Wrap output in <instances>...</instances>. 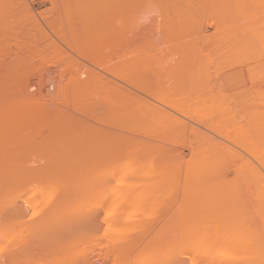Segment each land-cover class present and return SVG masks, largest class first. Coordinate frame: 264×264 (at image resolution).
Returning a JSON list of instances; mask_svg holds the SVG:
<instances>
[{
  "label": "rangeland",
  "instance_id": "rangeland-1",
  "mask_svg": "<svg viewBox=\"0 0 264 264\" xmlns=\"http://www.w3.org/2000/svg\"><path fill=\"white\" fill-rule=\"evenodd\" d=\"M124 1H126V6L133 5L132 13L134 14L131 13L133 16H128L131 12L130 5L127 9L123 8L125 3L120 2L121 6L114 4L111 9L110 5L118 2L117 0H0V264H180L175 262L178 259L182 261V264H201L199 253L195 254L193 260L190 258L194 255L193 247L195 246L188 243L189 239L200 238V235L204 236L205 231H210L209 233L213 234L212 231L217 232L227 224H233L224 218L227 212L224 209L228 210L226 206H229V211L233 210L231 204L239 209L240 197L246 198L251 192L250 189L245 188L250 186L242 179L243 173L242 178H240L241 172L239 173L238 170L236 174V176L239 174L238 177L232 175L233 171H229L226 175V167L221 166L223 169L221 168L220 171V166L212 165L215 161H209L212 155L219 154L221 152H219L221 150L219 148L225 146L222 151L227 150L229 153L236 154L235 156L231 153L234 160L237 157L241 158H237L236 163L242 160L249 166L250 163L251 165L255 164L253 165L254 169L264 176L260 164L254 161L257 159L248 154V149L246 150L250 142L245 144L248 140H245L243 133L245 132L243 129L251 130L254 125L251 122L253 121L251 112L246 113L251 110V108L248 109L250 101H253L252 97L254 99L259 97L255 94L259 93L260 95L264 88L262 86H260L262 90L258 87H256L257 89L251 88L254 89V93L251 91L253 94L248 96L252 97H249L248 101L245 99L246 105L243 96L248 90L250 92L249 86L253 87V85L251 86L253 83L251 77H254L255 71L259 72L258 69L261 67L260 70L264 72L262 70L264 58L259 59L252 54L251 58L250 55L245 57L241 55L243 52H237V54V49H234L235 42L240 37L236 38L237 23L235 26L232 16L236 15L237 11L234 12L236 7L232 4L233 1L238 0H227L226 2L222 0L223 3L220 0H170L171 3L169 0H136V2H140L139 4L135 3V0ZM263 1L246 0L247 6H244L242 12L244 11L248 15L247 12L251 14L252 11H256V7L258 9L262 7L257 13L252 14L256 18L257 16L264 18ZM162 2H167V4L163 5ZM219 2L222 3V6ZM105 3L108 5L107 9H103V11L101 8ZM140 4L141 6H138ZM223 4H225L224 7ZM133 8H136L135 11L138 13ZM119 9L122 10L119 11ZM108 10L109 12H107ZM229 10L230 15L227 12ZM127 12L129 13L127 14ZM259 12L260 14H258ZM100 16L104 21L98 23L97 19L102 21ZM254 16L253 19H255ZM236 17L235 21H237ZM124 18L127 19L126 22L123 20ZM121 19L124 21H122L123 32L125 29L128 31L125 30L124 37L119 34L122 38L118 35V38H121V42L119 39L118 42L119 45L124 43V48L127 45V50L121 48L122 50L119 49V51H125L123 54H126L125 58L127 59L133 55V49L137 48V51H140V53H136L135 50L134 55L136 53L139 56L133 55L131 57L133 60H130L131 62L128 60L127 64L120 62L123 57L119 59L118 55H112L115 52L119 53L117 51L120 48L117 46V34L114 35L116 30L113 33L108 30V35L104 33L108 27L103 32L99 31L100 28H105L102 26L105 23L109 24V27L111 26L110 29L113 24L114 28L116 25L117 28L121 27ZM128 19L132 20L130 24ZM109 21L111 23H108ZM97 24H99L98 27L102 26L99 30ZM130 25L132 28H129ZM139 28L141 29L139 30ZM88 30L91 32L89 33ZM93 31L96 32H94L96 35L98 34L95 39L97 37L105 38H98L96 41L107 40L105 36L112 37L111 39L115 37L117 47L111 40H107L106 45L104 42V46L98 45L97 48L104 47L100 54L99 49H95L96 47L90 46L91 49L86 51V44L91 43L86 40L87 43L84 44V37L80 36L84 34L85 38L91 39L95 35L94 33L91 35ZM109 31L112 36L109 35ZM125 37L130 42L126 41ZM129 43L135 45L129 46ZM140 43L143 45L140 46ZM82 52L83 54H81ZM86 52L93 57L95 52L98 53L95 57L99 58H93L95 65L91 63L90 59H83L82 56L86 55ZM116 56L120 61L114 58ZM21 57H26L27 60L24 61V58ZM134 59L142 61H137L142 64L139 68L137 67L139 64L132 66L137 63L135 61L136 63L133 64ZM232 59L233 61H231ZM241 61L246 65H243ZM1 62L3 63L1 64ZM4 62H8V65H5ZM26 62L27 64H25ZM11 63L15 65L12 67L13 69L10 68L12 65L9 66ZM128 64L129 71H127ZM236 64L237 67H235ZM153 66H155L154 69ZM15 67L16 69H14ZM121 67H125L124 69L127 67L126 71L123 69L126 73L130 71L131 74L136 73L133 75L135 78H132L130 73L128 75L123 73L124 71L120 73ZM252 68L255 69L254 72H252ZM29 69L31 72L27 71ZM204 69L207 71L205 72ZM248 69L252 73L248 72ZM116 70L120 74L117 72L114 75L116 78H114L113 74ZM168 70L171 72H167ZM18 71L21 73H19L20 75H18ZM26 71L27 75H25ZM139 72H141V76L148 77L146 80L141 77L143 85L139 83L140 80H137L138 86L134 82L137 87L135 85L133 87L132 82L139 79L137 78ZM156 72H159L160 75L163 74L158 78L156 75L159 74ZM194 72L197 74L196 76ZM204 72H208L213 77L207 76L208 79H206ZM164 73L167 74L164 75ZM96 74H98V78L99 75H102V78L105 77V80H100L104 82L103 86L99 85L98 80L101 78L96 80L98 85L95 81V84H92L91 81L95 79H92L91 76L97 78ZM149 74L151 75L150 79H153L154 82L149 79ZM153 74H156L155 76L159 80H156ZM201 75H205L204 80L209 81L207 85L210 84V86L207 87V91H211V98H209V94L207 98H204L207 91L203 92L202 88H205L206 85L203 86L201 78L203 76ZM216 75L217 79L222 77L220 81L216 80ZM231 75L236 77L234 78L236 81H240L239 79H242L241 82L246 81V84L242 83L246 86L236 82L232 79L233 76L231 78ZM226 76L229 77L228 80ZM248 76L251 79L249 85ZM259 76H264V73L260 72ZM76 77L78 80L81 79L80 81L85 78L87 83L89 77L92 79L91 83L84 86L83 93L80 92L82 89L77 90L73 87L74 90L79 91L75 92L70 87L72 82L73 84L77 83L75 82L77 81ZM118 77L120 79L122 77L123 82ZM160 79L164 80L162 88L160 87L162 83L159 87L156 86L157 83L162 82ZM110 80L113 83H118L120 88L121 86L124 88L119 89L116 84H110ZM200 80L201 85H199ZM221 80L222 83L218 84V88L217 82H221ZM232 80L235 81L234 87L225 84L229 81L228 84L232 85ZM127 81H131V83L128 85ZM150 81L156 92L151 93ZM80 83L76 86H79ZM105 83L109 84L108 87ZM190 83L192 88L188 90L189 86L187 85ZM211 85L215 91L208 89ZM236 85H242L238 87L244 88L241 89L243 93H239V88L235 87ZM66 86H69L70 89L65 90ZM135 87L137 90L138 87L139 89L143 87L146 91L140 89L138 91L140 93L135 92ZM112 88L114 90L116 88L118 92L126 88L128 91L130 90L129 93L134 92V95H138L141 99L134 102L133 99L138 97L135 98V95L131 98L132 94H128V96L127 90L120 91V96L116 94L117 91L114 95L115 91L113 92ZM229 88L234 90L230 91ZM193 90L201 92L200 94L203 93V96ZM230 92H234L232 93L234 95H231ZM146 93L152 94V97ZM222 94L226 96L222 98ZM121 96H124L123 100L129 97V103H123L126 108L130 106L129 104H138H135L138 108L133 105L134 108L130 109L131 111L128 110L133 116H136L137 112H141L137 116L142 117L141 122L144 121V123L138 124L139 119L138 127H136L137 125L134 127L135 124L130 125L137 118L133 117L131 121V116L124 113L125 108L121 112L122 110L119 109L122 106ZM224 97H227L228 101L232 103L226 102L227 99ZM236 98L238 103L234 101ZM130 99L133 100L132 103H130ZM206 99H209L210 102L207 103ZM211 101H215L217 104ZM218 101H221L222 105ZM117 102L121 104L120 107ZM227 103L228 105H226ZM230 103L233 105L231 106ZM203 104L205 107L209 104L207 107L210 109L211 115L209 112L208 114L204 113ZM215 104L220 106L217 107ZM214 105L217 111L224 105L220 112L223 115L219 120L217 118L220 117L219 112L214 114L216 111L212 114L211 109L215 108ZM211 106L213 108H210ZM244 106L248 109L246 112H244ZM227 107L234 108L228 110ZM76 108L80 111H77ZM47 109L51 111L48 112ZM143 109L146 113L142 112ZM134 110L137 113L135 115L133 114ZM206 110L208 111L207 108ZM81 111L83 113H80ZM227 111L229 113H226L225 117H229L228 115L233 111V116L230 115L229 119L236 117L233 124L237 123L235 128L238 129L234 133L231 130L236 129H232V126V128L230 125L226 126L228 130L222 126L223 122L225 124L223 120H228L227 117H224V112ZM200 112L205 115H200ZM122 113L124 114L122 115ZM169 114L171 115L169 116ZM120 115L123 116V119L125 117L129 119L128 125L131 127H125L128 120H126V125L123 124L126 121L122 122ZM206 115L207 117L209 115L208 119H206ZM213 115H218L215 118L219 123L222 122V127L218 126L220 124H216L217 121H213L215 120ZM209 118L214 124L207 121ZM199 120L206 121L202 124ZM119 121L123 127L118 124ZM247 123L248 126H246ZM124 127L128 131L122 134L118 133L124 132ZM216 127L217 129L220 127L219 133L223 136L218 134ZM223 128L227 130V137L225 133L221 132ZM247 130L245 134H248ZM249 134L250 137L254 136L253 133L249 132ZM93 135L96 136H94L95 140ZM112 135L114 138L111 137ZM125 135L135 140L132 139L133 142H131V139ZM246 137L248 136L246 135ZM255 138L256 136L253 137V142L259 145L257 142L260 143V140ZM206 142L209 145L214 144L213 147H217L218 153L213 152L214 148L207 146ZM198 143L206 146H201ZM208 151H212V154ZM225 152L223 151V153ZM205 153L208 157L205 156ZM219 156L218 159L223 155L220 153ZM113 157L118 159L115 160ZM213 160L216 159L213 158ZM218 162L217 165L220 164ZM233 169L235 168L233 167ZM218 173L220 179L216 175ZM231 179L234 183L230 184ZM138 189H140L139 192ZM240 192L243 195H239ZM225 202L231 204L228 205ZM22 210L26 212L24 211L22 214ZM222 210L225 211V214ZM192 239L191 242H193Z\"/></svg>",
  "mask_w": 264,
  "mask_h": 264
},
{
  "label": "bare ground",
  "instance_id": "bare-ground-1",
  "mask_svg": "<svg viewBox=\"0 0 264 264\" xmlns=\"http://www.w3.org/2000/svg\"><path fill=\"white\" fill-rule=\"evenodd\" d=\"M119 3L121 2V3H125L126 1H121V0H117ZM128 1V0H127ZM130 1V0H129ZM131 1H134V0H131ZM170 1V0H169ZM172 1V0H171ZM171 1H170V3H171ZM184 1V0H183ZM187 1H189V0H187ZM191 1V0H190ZM222 3H223V1L222 0H220ZM227 0H225V2H226ZM229 1H232V0H229ZM244 1V2H243ZM242 2L241 1H233V4L232 5H235V7H236V10L234 11V12H236L237 11V17H236V15H234V13H233V15L234 16H232L233 17V22H234V24H235V26H236V23H237V26H236V28L237 29H235L236 31L238 30V34L236 35V38H241V40H239L238 39V41L237 42H235L236 44H235V48L234 49H237L236 50V53L237 52H243V54H241V53H239V54H241V55H244L245 57H246V55H250V58H251V54L252 55H254L255 57H257V58H264V18L263 17H260L259 16V18H262V19H259L258 18V16H257V18H256V16H254V14H252V13H257V11H259V9L260 8H262V7H260V6H258V7H260L259 9L256 7L255 9H256V11H252V13L250 14L249 12H247V14L249 15H246L245 14V12L243 13L242 12V10L247 6L246 5V0H243ZM259 1V0H258ZM261 1V0H260ZM118 2H116V3H112L110 6V8L111 9H113L112 8V5H114L115 4V6L117 5V6H121V3H120V5H119V3ZM135 3H140V2H136V0L134 1ZM221 2H219V3H221ZM249 2V1H248ZM251 2V1H250ZM253 2V1H252ZM251 2V3H252ZM264 2V1H263ZM262 2V3H263ZM163 3V2H162ZM165 3V2H164ZM164 3H163V5H164ZM170 3H168V4H170ZM183 3V2H182ZM181 3V4H182ZM186 3V2H185ZM222 3L220 4L221 6H222ZM234 3H236L237 4V6H236V4H234ZM245 3V4H244ZM260 3V2H259ZM102 4H104V3H102ZM128 4V3H127ZM159 4V3H158ZM165 4H167V2L165 3ZM175 4V3H174ZM228 4H230V3H228ZM242 4V5H241ZM107 5H108V3H107ZM107 5H106V3H105V5L101 8V10H106L107 9ZM130 4H128V6H129ZM163 5H162V7H163ZM122 6H124V5H122ZM128 6H126V3H125V6L123 7L124 9H125V7H126V9L128 8ZM132 6L133 5H130L129 7H131V8H129L130 10H131V12L129 13V12H127V14H128V16L129 17H131V15L132 14H134V13H132ZM138 6H141V4L140 5H138ZM167 6V5H166ZM225 6V4H223V7ZM230 6H231V4H230ZM229 6V7H230ZM245 6V7H244ZM248 6H249V4H248ZM256 6V5H255ZM101 7V6H100ZM99 7V8H100ZM106 7V8H105ZM137 7V6H136ZM232 7V6H231ZM234 7V6H233ZM243 7V8H242ZM99 8H97V10H99ZM109 7H108V9H110ZM119 8V7H118ZM141 8V7H140ZM250 8V7H249ZM134 9V8H133ZM136 9V8H135ZM135 9H134V11H135ZM138 9V8H137ZM231 10H232V8H230ZM253 9V8H252ZM103 10V11H104ZM122 10V9H121ZM120 9H119V11H121ZM138 10H140V9H138ZM225 10H227V9H225ZM233 10H234V8H233ZM261 10V9H260ZM129 11V10H128ZM95 12V11H94ZM97 12V11H96ZM95 12V13H96ZM107 12H109V10L107 11ZM136 12V11H135ZM228 12V14H229V12H230V10L229 11H227ZM233 12V11H232ZM264 12V11H263ZM132 13V14H131ZM136 13H138V11L136 12ZM102 14V13H101ZM111 14V13H110ZM117 14V13H116ZM258 14H260V12L258 13ZM105 15V14H104ZM230 15V14H229ZM256 15V14H255ZM98 16V15H97ZM103 16V15H102ZM115 16V15H114ZM117 16V15H116ZM128 16H126L125 15V17H128ZM133 16V15H132ZM136 16V15H135ZM253 16H254V18L255 19H253ZM101 17V16H100ZM106 17H108V15L107 16H105V18ZM122 17V16H121ZM139 17V16H138ZM138 17H137V19H138ZM236 17V19H237V21H235V18ZM102 18V17H101ZM103 18H104V16H103ZM103 18H102V21H99L98 19H97V22L98 23H100V22H103L104 20H103ZM120 18V17H119ZM107 19V18H106ZM129 19H132V18H129ZM128 19V20H129ZM136 19V20H137ZM125 22L127 21V19L126 18H124L123 19ZM122 19H121V31H120V29H119V27L117 28L116 26H115V28H114V24L112 25L113 27H112V29H110L111 28V26L109 27V24H106L105 22H107L106 20H105V24L106 25H108V26H106L105 24H103L102 26H105V28L104 27H102L101 25V27L102 28H100V26L98 27V25L99 24H97L96 26L98 27V30H99V28L101 29V30H99V31H102L103 32V30L105 31V29L108 27V29H106V31L104 32L106 35H108V30H110V31H112V33H113V31L114 30H116V31H114V35H116L117 36V42H118V39H119V41H120V39L122 38V37H124V33H125V30H124V32H123V30L122 29H124V28H122V27H124V26H122V24H123V21ZM154 20V19H153ZM231 20V19H230ZM112 21V20H111ZM123 21V22H122ZM130 21H132V20H129V24L131 23ZM134 21V20H133ZM96 22V23H97ZM138 22H140V21H138ZM108 23H111L110 21L108 22ZM133 24V23H132ZM131 24V25H132ZM145 24V23H144ZM152 24H154L153 22H152ZM232 24V23H231ZM131 25L129 26V28H132L131 27ZM149 25V24H148ZM233 25V24H232ZM126 26V25H125ZM134 28H135V23H134ZM152 26V25H151ZM136 27H137V25H136ZM140 27V26H139ZM104 28V29H103ZM143 28V27H142ZM97 29V28H96ZM141 28H139V30H140ZM87 30V29H86ZM233 30V29H232ZM89 31V30H88ZM109 31V35H111L110 32ZM126 31H128V29L126 30ZM135 31V30H134ZM86 32V31H85ZM91 31H89V33H90ZM95 31H93L92 33H91V35L94 33ZM119 32H121V33H119ZM130 32V31H129ZM96 33V32H95ZM94 33V34H95ZM136 33L138 34V31H136ZM140 33V32H139ZM143 33V32H142ZM119 34H122L123 36L121 37V35H119ZM130 34V33H129ZM132 34V33H131ZM137 34H134L136 37H139V35L137 36ZM141 34V33H140ZM98 35V34H97ZM96 34L95 35H93L92 37H91V39L89 38H85V36H84V34H82V36H80V37H84V39H83V41H84V44H85V42L87 43V41L86 40H88L91 44H89V43H87L88 44V46H87V44H86V46H85V48L87 47L88 48V50H87V48H86V51H89L91 48H90V46L92 47V48H94V47H96L95 49L97 50V49H99L98 51H99V54H100V52H101V50H103V48L104 47H100V48H97V47H99V46H101V45H103L104 46V44L106 45V41L107 40H111L112 42H113V44H115V43H117V42H115L116 41V39H115V37H113V39H111L112 37H108V36H105L106 37V39L107 40H103V42H104V44H103V42H101V40H99V41H96V40H98V38L99 37H97L96 39H95V37L97 36ZM113 35V36H114ZM121 37V38H118L119 36ZM144 35V34H143ZM100 36V35H99ZM112 36V35H111ZM237 36H239V37H237ZM133 37V36H132ZM131 37V38H132ZM235 37V36H234ZM101 38V37H100ZM99 38V39H100ZM103 38V37H102ZM101 38V39H102ZM130 38V39H131ZM141 38V37H140ZM232 39H233V37H231ZM95 39V41H93ZM103 39H105V38H103ZM125 40H126V37L124 38ZM128 39V38H127ZM129 39V40H130ZM134 39V38H133ZM93 41V42H91V41ZM141 40V39H140ZM144 39H142L141 41H143ZM234 40H236V39H234ZM122 41H123V39H122ZM126 41H128V40H126ZM151 41V40H150ZM153 41V40H152ZM230 41V40H229ZM121 42V41H120ZM124 42V41H123ZM128 42H130V41H128ZM232 42V41H231ZM92 43H93V45H92ZM143 43V42H142ZM142 43H140V46H141V44ZM156 43V42H155ZM94 44H95V46H94ZM96 44H97V46H96ZM112 44V45H113ZM118 45V47L120 46V48H118V51L117 52H119V53H116L115 52V50H114V52H115V54H112L113 56L114 55H118L119 57V59H121L122 57V59L123 60H119L118 58H117V56L116 57H114L116 60L118 59L121 63H123V64H127V61L129 60V62H131L132 60H133V58H132V60H131V57H133V55H134V52H135V50H136V53L137 52H139L140 53V51H137V46L135 47L136 49L133 51L132 49H130V50H132V53H133V55H131V57L128 55V57H130L129 59H127V58H125V56H126V54L124 55L123 53H125V51L127 50L126 48H127V45L125 46L126 48H124V43H123V47L121 46V45H119L120 43L118 42L117 43ZM146 44V43H145ZM144 44V45H145ZM229 44H231V43H229ZM99 45V46H98ZM134 46L135 44H130L129 43V46ZM143 45V44H142ZM156 45V44H155ZM115 46H116V44H115ZM116 46V47H117ZM146 46V45H145ZM226 46V45H225ZM114 47V46H113ZM115 47V48H116ZM155 47V46H154ZM229 47V46H228ZM85 48H84V50H85ZM90 48V49H89ZM121 48H124V52H120L119 51V49L120 50H122ZM131 48H134V47H131ZM140 48V47H139ZM138 48V49H139ZM151 48V47H150ZM156 49V48H155ZM159 49V48H158ZM93 50V49H92ZM95 50V51H96ZM129 50V51H130ZM139 50H141V49H139ZM152 50V49H151ZM150 50V51H151ZM174 50H175V48H174ZM173 50V51H174ZM224 50V49H223ZM97 51V52H98ZM149 51V50H148ZM158 51V50H157ZM161 51H163V50H161ZM167 51V50H166ZM84 52V54H85V51H83ZM83 52L81 53V54H83ZM97 52H95V56H97L98 55V53ZM113 52V53H114ZM232 52V51H231ZM20 53V52H19ZM88 52H86V55H84V56H82L83 57V59H90V61H91V63H94V59L93 58H99V57H93V55H91L90 53H88ZM129 53V52H128ZM135 53V55L134 56H136L137 54ZM142 53V52H141ZM174 53V52H173ZM226 53H227V50H226ZM93 54V53H92ZM123 56H122V55ZM131 54V53H130ZM149 54H151V53H149ZM238 54V53H237ZM236 54V55H237ZM17 55V54H16ZM88 55H90L89 57H87ZM112 55L110 56L111 57V61H112ZM148 55V54H147ZM153 55H155V54H153ZM18 56V55H17ZM121 56V57H120ZM137 56H139V54L137 55ZM140 56H143V54L141 55L140 54ZM238 56V55H237ZM156 57V56H155ZM224 57V56H223ZM236 57V56H235ZM15 58H16V56H15ZM21 58H24V57H21ZM26 58V57H25ZM23 59L24 61L25 60H27V58L26 59ZM124 58H125V61H124ZM135 58V57H134ZM137 58H139V57H137ZM149 58H150V56H149ZM225 58V57H224ZM244 58V57H243ZM248 58V57H247ZM249 58V59H250ZM13 59V58H12ZM29 59V58H28ZM140 59H141V57H140ZM140 59H137V61H139ZM226 59V58H225ZM261 59V60H262ZM21 61H22V59H20ZM31 60V59H30ZM44 60V59H43ZM42 60V61H43ZM131 60V61H130ZM228 60V59H227ZM244 60V59H243ZM247 60V59H246ZM258 60V59H257ZM256 60V61H257ZM264 60V59H263ZM8 61V60H7ZM23 61V62H24ZM89 61V62H90ZM118 61V62H119ZM136 60L134 59V63L133 64H135L136 62H135ZM231 61H233V59L231 60ZM255 61V63H257ZM51 62V61H50ZM140 62H142L141 60H140ZM140 62H137L136 63V65H132L133 67L134 66H137ZM225 62V61H224ZM230 62V61H229ZM242 63H243V61H241ZM245 62V61H244ZM247 62V61H246ZM259 62V61H258ZM264 62V61H263ZM3 62H1V64H2ZM121 63H120V65H121ZM131 63V64H132ZM232 63V62H231ZM252 63V62H251ZM4 64L5 65H8V62L7 63H5L4 62ZM25 64H27V62L25 63ZM24 64V65H25ZM130 64V65H131ZM222 64V63H221ZM226 64V63H225ZM233 64H235V63H233ZM259 64V63H258ZM263 65H264V63H262ZM12 65V66H11ZM23 65V66H24ZM93 65H95V63L93 64ZM96 65H97V62H96ZM140 65H142V64H139L137 67L139 68L140 67ZM243 65H246L245 63H243ZM257 65V64H256ZM263 65H262V67H263ZM9 66H11L10 68L11 69H13L12 67L13 66H15V65H13V63H11V64H9ZM17 66V65H16ZM99 65H97V67H98ZM122 66V65H121ZM125 66V65H124ZM131 66V67H132ZM3 67V66H2ZM101 67V66H100ZM99 67V68H100ZM123 67V66H122ZM120 68V70H119V72L121 71V69H122V71L120 72V73H122L124 70L126 71V69H127V67H126V69H124V68ZM129 64H128V69H127V71H129ZM162 67V66H161ZM210 67H211V65H210ZM215 67V66H214ZM223 67V66H222ZM222 67H220V68H222ZM229 67V66H228ZM234 67V66H233ZM232 67V68H233ZM235 67H237V64L235 65ZM252 67L254 68V64L252 65ZM260 67V66H259ZM7 69L9 68V67H6ZM24 68V67H23ZM138 68H136V69H138ZM155 68V66H153V69ZM212 68V67H211ZM246 68V67H245ZM248 68H249V66H248ZM253 68H252V70H253ZM10 69V70H11ZM14 69H16V67L14 68ZM17 69H18V67H17ZM34 69V67L32 68V70ZM124 69V70H123ZM153 69H151L152 71H153ZM156 69H157V67H156ZM201 69V68H200ZM206 69H207V67H206ZM251 69V68H250ZM250 69H248V72H250L249 70ZM255 69H256V66H255ZM254 69V70H255ZM261 69V67L258 69L259 70V72L258 71H255L256 73H254V77H251L252 78V80L249 78V76H248V80H247V82H248V85H249V82H250V80H251V82L253 81V83H251V86L253 85V87H250L249 86V88H250V92H248L249 90V88L245 91L246 93H244V96H243V100L245 101V99H246V101H248V98L250 97V96H248V95H252L253 93H254V89H251V88H254L255 87V89H257L256 87H258L259 89H261L262 90V88L260 87V86H262L263 88H264V76H259V74H260V72L261 73H264L263 71H261L260 70ZM20 70V69H19ZM25 70V69H24ZM23 70V71H24ZM131 70H135V69H131ZM140 70V69H139ZM146 70H147V68H146ZM159 69H157V71H158ZM205 70V69H204ZM203 70V71H204ZM254 70L252 71V72H254ZM257 70V69H256ZM262 70H264V67L262 68ZM21 71H22V69H21ZM28 72H31V69H29V70H27ZM27 71H26V74L25 75H27ZM34 71V70H33ZM33 71H32V73H33ZM109 73H110V71L109 70H107ZM123 72V73H125L126 75H128V73H130V72H128V73H126V72ZM132 71V72H133ZM143 71H144V69H143ZM154 71H156V70H154ZM173 71V70H172ZM175 71V70H174ZM179 71V70H178ZM207 70H205V72H206ZM212 71H214V70H212ZM217 71V70H216ZM218 71H220L219 70V68H218ZM234 71V70H233ZM237 71V70H236ZM241 71V70H240ZM13 72V71H12ZM105 72H106V70H105ZM117 70H116V72L114 71V74H113V77H114V75H116L117 74ZM118 72V73H119ZM146 72V71H145ZM159 72H160V70H159ZM159 72H156L157 74H159ZM162 72V71H161ZM167 72H171V71H167ZM181 72H183V71H181ZM204 72V73H205ZM209 72V71H208ZM207 72V73H208ZM211 72V71H210ZM232 72V71H231ZM239 72V71H238ZM252 72H250V73H252ZM20 72L18 71V75H20L19 74ZM23 73H25V72H23ZM35 73V72H34ZM119 73V74H120ZM143 73V72H142ZM173 73V72H172ZM176 73H177V71H176ZM198 73V72H197ZM202 73V72H201ZM200 73V74H201ZM207 73H205V75H206V79H208V77L207 76H209V77H213V75H209V73L207 74ZM212 73V72H211ZM221 73V72H220ZM242 73V72H241ZM250 73H248V74H250ZM80 74H81V72H80ZM79 74V75H80ZM83 74H84V72H83ZM131 74V73H130ZM129 74V75H130ZM136 74V73H135ZM134 73L133 74H131V76H133V75H135ZM141 74V72H139V73H137V78H139V79H136L135 81L133 80V84H132V86L134 87V85L136 84L137 86H138V84L139 83H141L142 85H143V83H142V81L141 80H143L142 78H145V80L147 79V77H146V75H145V77L144 76H141L140 75ZM162 74L163 73H161V75L159 74V75H156V74H153L154 76L156 75V76H158V78H160L161 76H162ZM167 74V73H166ZM165 73H164V75H166ZM178 74V73H177ZM194 74H195V72H194ZM216 74V73H215ZM219 74V73H218ZM23 75V74H22ZM97 75V78L95 77V78H93V76H91V78L92 79H95V80H92V79H90V77H89V82L88 83H91V82H93L92 84L94 85L95 83H96V85H98L99 83H97L96 82V80H98L99 78H101V79H99L98 81L100 82V84L99 85H101V86H103V81H100V80H105V77H103L102 78V75H99L100 77L98 78V74H96ZM124 75V74H123ZM191 75V74H190ZM197 74H195V76H196ZM205 75H201V76H203V77H201L203 80L205 79L204 77H205ZM225 75H227V74H225ZM242 75V74H241ZM256 75V76H255ZM131 76H130V79H131ZM151 75L149 74V79L151 78L150 77ZM155 76V77H156ZM168 76V75H167ZM179 76V75H178ZM199 76V75H198ZM232 76L233 75H231V78H232ZM237 76H239V75H237ZM142 77V78H141ZM155 77H154V79H155ZM215 77V76H214ZM227 77V76H226ZM239 77H241V76H239ZM26 79H27V76L25 77ZM80 78V77H79ZM114 78H116V77H114ZM132 78H135L134 76L132 77ZM157 77H156V80L158 79ZM171 78V77H170ZM184 78V77H183ZM193 78H195V77H193ZM199 78V77H198ZM197 78V79H198ZM222 78V77H221ZM221 78H219L218 77V79H219V81H220V79ZM228 78L229 77H227V80H228ZM234 78H236V77H234L233 76V78L232 79H234ZM75 79H77V77L75 78ZM85 79V78H84ZM84 79H82V81L84 80ZM118 79L119 80H121L122 79V77H121V79L118 77ZM124 79H126L127 80V78H124ZM217 79V75H216V80H218ZM225 79V78H224ZM238 79V78H237ZM254 79V80H253ZM81 79H77V81H75V82H77L76 84H78L79 82H81L80 84L82 85H80L79 84V86H76V84L74 83L73 84V82H72V84H70L69 86L73 89V87H74V89H77V90H80V89H82V90H80V92H82L83 93V91H84V89L83 88H85L84 86H87L86 84H88L87 83V81L85 82V80L82 82V81H80ZM92 80V81H91ZM123 80V79H122ZM121 80V81H122ZM126 80H124V82H126ZM139 81V83H138V81ZM150 80H152L153 81V79H150ZM159 80V79H158ZM188 80V79H187ZM191 80H193L192 78H191ZM199 80V79H198ZM202 80V82H203V86H204V84L206 85L205 86V88H202L203 89V92H206L207 91V87L208 86H210V84L209 85H207V82H209V81H207V80H204L203 81ZM226 80V81H227ZM235 80V79H234ZM234 80H232V85H230V84H228V83H230L229 81H231V80H229L228 81V83L226 82L225 84H227L228 86H232V87H234V85H235V81ZM240 81H238V82H240V84H242L243 82H245L244 84H246V81H242L241 82V80L242 79H239ZM79 81V82H78ZM91 81V82H90ZM94 81H95V83H94ZM108 81V78H107V80H106V82ZM112 80H110L109 82H110V84L112 83V85L113 84H118V83H113V82H111ZM160 81H162L161 79H160ZM159 81V82H160ZM164 81V80H163ZM163 81L162 82H160V83H157L156 81H155V83H157V85L156 86H160L161 85V83H162V85L160 86L161 88H162V86H164L163 85ZM170 81V80H169ZM173 81V80H172ZM194 81V80H193ZM192 81V82H193ZM206 81V82H205ZM225 81V80H224ZM224 81H223V83H224ZM233 81H234V83H233ZM236 81V82H237ZM123 82V81H122ZM134 82H135V84H134ZM154 82V81H153ZM213 82H214V80H213ZM82 83H84V84H82ZM102 83V84H101ZM127 83H128V85H129V83H131V81L130 82H128L127 81ZM150 85H151V87H152V91H151V93L152 92H156V90H154L153 88H155L154 86H152L153 85V83L150 81ZM180 83V82H179ZM181 83H182V81H181ZM180 83V84H181ZM194 83V82H193ZM195 83H196V80H195ZM194 83V84H195ZM216 83V82H215ZM214 83V84H215ZM220 83H222V80H221V82H217V85L218 84H220ZM106 84V83H105ZM105 84H104V86H105ZM145 84H147L146 82H145ZM144 84V85H145ZM164 84H165V82H164ZM191 84V83H190ZM187 85V86H189V87H187L188 88V90L189 89H191L192 87V84L191 85ZM198 84V83H197ZM211 84H213V83H211ZM213 84V85H214ZM244 84H242V85H244ZM109 85V84H108ZM108 85L106 84V87H108ZM123 85V84H122ZM126 85V84H125ZM128 85H126L127 87H128ZM131 85V84H130ZM135 85V86H136ZM150 85H149V88H151L150 87ZM155 85V84H154ZM166 85V84H165ZM199 85H201V80L199 81ZM213 85H211V87H209L208 89H211V90H214L213 89ZM223 85V84H222ZM227 85H225L226 87H228ZM242 85H236L235 87H238V86H242ZM258 85V86H257ZM69 86H66V88H65V90H68V89H70V87ZM101 86H99L100 88H103V87H101ZM118 87H119V89H122V88H124V87H122L121 86V88H120V86L119 85H117ZM136 86V87H137ZM139 86H141V85H139ZM180 86V85H179ZM244 86H246V85H244ZM82 87V88H81ZM112 87V86H111ZM126 87V88H127ZM135 87V88H136ZM146 87V86H145ZM144 87V88H145ZM166 87V86H165ZM170 87V86H169ZM181 87V86H180ZM193 87H194V85H193ZM197 87V86H196ZM200 87H202V86H200ZM218 88H219V85L217 86ZM224 87V86H223ZM68 88V89H67ZM123 89L124 91H126L127 92V95L128 94H132V95H130L131 96V98H133V96H135L134 95V92H131V93H129V91H128V89ZM186 88V89H187ZM217 88V89H218ZM239 88V87H238ZM237 88V89H238ZM73 89V91H75V92H79V91H77V90H74ZM109 89V88H108ZM113 89V88H112ZM118 89V90H119ZM140 89H141V91H146V89H143V87L141 88L140 87ZM140 89H139V87H138V90H137V88H136V90L135 89H133V90H135V92L137 91H140ZM143 89V90H142ZM158 89V88H157ZM160 89V88H159ZM166 89V88H165ZM184 89V88H183ZM202 89H200L201 91H202ZM241 89H244V88H241ZM240 88H239V93H243V90H241ZM111 90V89H110ZM123 90H120V91H123ZM132 90V89H131ZM151 90V89H150ZM150 90H148L149 92H150ZM164 90V89H163ZM167 90V89H166ZM205 90V91H204ZM229 90L231 91L232 89H230L229 88ZM234 90V89H233ZM232 90V91H233ZM115 91V92H114ZM116 88H115V90L113 89V94L115 95V93H116ZM120 91L118 92V93H116V94H118L119 95V93H120ZM147 91V92H148ZM165 91V90H164ZM163 91V92H164ZM215 91V90H214ZM217 91V90H216ZM236 92H238L237 90H235ZM251 91H253V93L251 94ZM126 92H123L124 94L126 93ZM158 92H160V91H158ZM162 92V91H161ZM186 92V91H185ZM193 92H195L194 90H193ZM112 93V92H111ZM138 93H140V92H138ZM191 93H192V91H191ZM195 93H198L199 95H202L203 96V93L202 94H200L199 93V91L197 92V90H196V92ZM207 94H204L205 96H204V98H207L208 97V94H209V98H211V91H207L206 92ZM231 93V92H230ZM232 93H234V92H232ZM231 93V95H234V94H232ZM79 94H81V93H79ZM124 94H121V95H124ZM182 94V93H181ZM246 94H247V96H246ZM146 95H148L147 93H146ZM149 95H151V97H152V94H149ZM148 95V96H149ZM183 95V94H182ZM190 95V94H189ZM207 95V96H206ZM237 95V94H236ZM239 95V94H238ZM256 96L258 95L259 97H257V98H255L254 99V97H252L253 99V101H250L251 103H250V105L249 106H251V107H249L248 105V109L250 110V108H251V110L250 111H248V112H246V110H248L247 108H246V106H244L245 108V111H244V109H243V111L244 112H246V113H249V112H251V118H253V121H251V122H253V124L254 125H252V129L251 130H247V128H246V126H248V123H247V125L246 126H244V128H246V130H247V132H248V134H245V132H246V130L245 129H243L245 132H243L244 133V136H245V140H248L245 144H247L248 142H250V143H248L249 145H248V147L246 148V150L247 151H249L248 152V154H251L252 155V157H255L257 160H254V161H256V163H259L260 164V169H263L262 171H264V91H262L261 92V94L259 95V93L258 94H255ZM120 96V95H119ZM125 96V95H124ZM124 96H121V101H122V103H121V101H120V103L122 104V106H123V108H122V106H121V104H119V102H117L118 103V105H119V107L121 106V108H119L118 106V108L120 109V110H122L121 112H123V109L125 108L126 110H125V114L126 115H129V116H131L130 117V120L132 121V119H133V117H134V119L135 118H137V120H133V123L131 124L130 122H129V119H126L127 117H125L124 119H123V116H121L120 115V117H122V119H121V121L123 122V120H128V123H127V121L126 122H123V124H125V123H127V125L125 126V127H131L133 124H135L134 125V127L136 126V127H138V124H140V123H144V121L143 122H141L142 121V117H139V116H137V115H139V113H141V112H137L136 113V110H134L133 112H135V113H133L134 115L135 114H137L136 116H133V115H131V113H130V111L132 110V108H134V106H136L135 104H137V103H133V105L132 104H129L130 106H128L127 108L124 106L125 104H123V103H129V97H127V98H125V99H127L126 101H125V99L123 100V98L122 97H124ZM129 96V95H128ZM213 96V95H212ZM223 96H226V95H224V94H222V98H223ZM254 96V95H253ZM255 96V97H256ZM126 97V96H125ZM136 97H138L137 99H133L134 100V102L136 101V100H138V99H141V98H139V96L138 95H136L135 96V98ZM150 97V98H151ZM228 97V96H227ZM227 97H224V98H226L227 99V101L226 102H231V101H228V98ZM236 97H238V96H236ZM245 97H247V98H245ZM250 97V98H251ZM117 98V97H116ZM183 98V97H182ZM185 98V97H184ZM213 98V97H212ZM221 97H220V99H222ZM239 98H240V96H239ZM156 99V98H155ZM158 99V98H157ZM214 99H216V98H214ZM217 99H219V98H217ZM216 99V100H217ZM219 99V100H220ZM230 99V98H229ZM235 99V98H234ZM242 99V98H241ZM132 99H130V103H132L133 102V100L131 101ZM146 100V99H145ZM197 100V99H196ZM208 100V102L207 103H209L210 102V100L209 99H206V101ZM212 100V99H211ZM215 100V101H216ZM223 100V99H222ZM231 100V99H230ZM238 100H240V99H238ZM67 101V100H66ZM117 101V100H116ZM125 101V102H124ZM142 101V100H141ZM140 101V102H141ZM147 101V100H146ZM198 101V100H197ZM203 101V100H202ZM205 101V102H206ZM215 101H213V102H215ZM235 102H237V98H236V100H234ZM233 101V102H234ZM242 101V100H241ZM241 101H240V103H241ZM244 101H242V102H244ZM246 101H245V105L247 104L246 103ZM199 102V101H198ZM212 102V101H211ZM212 102V103H213ZM223 102V101H222ZM239 102V101H238ZM237 102V103H238ZM254 102V103H253ZM70 103V102H69ZM142 103V102H141ZM141 103H139L140 105H141ZM146 103V102H145ZM148 103V102H147ZM204 103V102H203ZM206 103V104H207ZM216 104H217V102H215ZM218 103H221V101L219 102L218 101ZM228 103L226 104V105H228ZM232 103V102H231ZM230 103V105L232 106L233 104H231ZM239 103V104H240ZM200 104V103H199ZM215 104V105H216ZM223 104H225V103H223ZM242 104V103H241ZM243 104V105H244ZM67 105V104H66ZM71 105V104H70ZM78 105V104H77ZM138 105V104H137ZM145 105V104H144ZM154 105V104H153ZM209 105V104H208ZM207 105V106H208ZM215 105H214V107H215ZM221 105H222V103H221ZM225 105V106H226ZM75 106V105H74ZM81 106V105H80ZM79 106V107H80ZM131 106H133V107H131ZM147 106V105H146ZM203 106H204V104H203ZM205 107L204 108V110H205V112L204 113H206V114H208V112H209V115H211L210 113V109L208 108V107ZM217 106V105H216ZM220 106V105H219ZM219 106H217V107H219ZM224 106V105H223ZM223 106H222V108H220V110L219 111H217V109H216V107L215 108H213L212 106L210 107V108H213V109H211V111H212V114L214 113V112H216V113H214V114H217L218 112V114H220V112H221V110H223ZM82 107V106H81ZM137 107V106H136ZM198 107V106H197ZM243 107V106H242ZM53 108V107H52ZM54 108H57V107H54ZM138 108V107H137ZM200 108V107H199ZM206 108L208 109V111L206 110ZM228 108V107H227ZM234 108V107H233ZM233 108H231V109H233ZM130 111H129V110ZM141 109V108H140ZM160 109V108H159ZM203 109V108H202ZM201 109V110H202ZM231 109H229L228 108V110H231ZM76 110H77V108H76ZM129 111V113H128V111ZM144 110V109H143ZM214 110V111H213ZM225 110V109H224ZM227 110V109H226ZM46 111V110H45ZM47 111L49 112V111H51V110H48L47 109ZM54 111V110H53ZM77 111H80V109H78ZM84 111V110H83ZM83 111H81L80 113H83ZM147 111H148V109H147ZM203 111V110H202ZM201 111V112H202ZM118 112H120V111H118ZM142 112H145V110L144 111H142ZM153 112V111H152ZM156 113H157V111H155ZM200 112V113H201ZM232 112V111H231ZM243 112V113H244ZM124 113H122V115L124 114ZM146 113V112H145ZM156 113L154 114V116L156 115ZM158 113H160V112H158ZM191 113V112H190ZM200 114V115H205V114ZM226 113H229V111H227V112H224V117H225V114ZM233 113H234V111H233ZM232 113V114H233ZM167 114V113H166ZM196 114V113H195ZM232 114H230L231 116H233ZM245 114V113H244ZM148 115V114H147ZM152 115V114H151ZM158 115V114H157ZM171 114H169V116H170ZM190 115V114H189ZM209 115H208V117H209ZM221 115H223L222 113L220 114V117L218 116V115H215V116H218L217 118H218V120H219V118H221ZM230 115H228L229 117H231ZM248 115V114H247ZM128 116V117H129ZM141 116H142V114H141ZM145 116V115H144ZM153 116V118L155 119V117ZM161 116V115H160ZM160 116L158 117L159 119H160ZM163 116V115H162ZM167 116V115H166ZM183 116H185V115H183ZM193 116V115H192ZM192 116H191V119H192ZM199 116V115H198ZM214 116V115H213ZM212 116V117H213ZM215 116H214V118L213 119H215V120H213V121H217L216 119L217 118H215ZM234 116H236V115H234ZM245 117H246V114L244 115ZM139 117V118H138ZM177 117V116H176ZM190 117V116H189ZM195 117H197V116H195ZM195 117H193V118H195ZM202 117V116H201ZM203 117H205V116H203ZM206 117H207V115H206ZM208 117L206 118V119H208ZM227 117V116H226ZM225 117V118H226ZM229 117H227L228 118V120L226 119H224L223 121H225V124H227V122H228V124L227 125H225L224 124V122H223V125L221 124L222 122L220 121V123H219V121H217L218 123H216V124H220V125H218V126H220V127H224V128H228V127H226V126H228V125H230V127L232 128V129H234L235 127H237V123H235V124H233V121L235 122L236 120H234V119H236V117L234 118V117H232V118H230V119H232L231 121H230V119H229ZM132 118V119H131ZM152 118V119H153ZM163 118V117H162ZM198 118V117H197ZM139 119H140V122H139ZM157 119V118H156ZM173 119V118H172ZM176 119V118H175ZM188 119V118H187ZM203 119V118H202ZM201 119V120H202ZM158 120V119H157ZM169 120H171V119H169ZM201 120H199L200 121V123H204L203 121H201ZM247 120V119H246ZM135 121H136V123H135ZM146 121V120H145ZM179 121V120H178ZM192 121H193V119H192ZM198 121V122H199ZM207 121H209V122H212L213 123V121H211V118H209V120H207ZM227 121V122H226ZM139 122V123H138ZM170 122V121H169ZM176 122V121H175ZM231 122V124H229ZM247 122H248V120H247ZM251 122H250V124H251ZM130 123V125L131 126H129L128 124ZM138 123V124H137ZM146 123V122H145ZM153 123H154V121H153ZM157 123V122H156ZM246 123V122H245ZM118 124H121V127H123V124L119 121V123ZM117 124V125H118ZM206 125H207V123H205ZM214 124V123H213ZM141 125V124H140ZM154 125V124H153ZM166 125V124H165ZM186 125V124H185ZM212 125V124H211ZM210 125V126H211ZM222 125V126H221ZM225 125V126H224ZM236 125V126H235ZM150 126H151V124H150ZM158 126V125H157ZM170 126V125H169ZM173 126V125H172ZM118 128H119V125L117 126ZM116 127V128H117ZM124 127V132H118V133H125V131H128V130H125V129H127V128H125ZM206 128L207 127H209V126H205ZM220 127H219V129H220ZM254 127V128H253ZM176 128V127H175ZM178 128H179V126H178ZM211 128H212V126H211ZM222 129L223 131H221L222 133H225V136L227 137L228 135H226V131L228 130H225V129ZM231 128H230V130H231ZM249 128V127H248ZM209 129V128H208ZM219 129H217V127H216V130H218V134H220V136H223V134L221 135V133H219ZM236 129V128H235ZM238 129V128H237ZM237 129L236 130H231L232 131V133H234V131H237ZM241 129V128H240ZM142 130V129H141ZM210 130V129H209ZM215 130V131H216ZM242 130V131H243ZM131 131V130H130ZM212 131V130H211ZM241 131V132H242ZM131 132H133V133H135L136 134V132H134V131H131ZM147 132V131H146ZM217 132V131H216ZM215 132V133H216ZM249 132L250 133H253L254 134V136H256V138L255 139H258V140H260V143L259 142H257L259 145H257L256 144V142H253V137L254 136H249L250 134H249ZM90 133H93V132H90ZM229 133V132H228ZM232 133H230V134H232ZM137 134H138V132H137ZM90 135V134H89ZM88 135V136H89ZM92 135V134H91ZM117 135H119V134H117ZM139 135V134H138ZM141 135V134H140ZM197 135V134H196ZM233 135V134H232ZM246 135L249 137V138H251V139H249L248 137H246ZM95 135H93V139L96 137H94ZM127 138H128V135H125ZM198 136V135H197ZM243 136V137H244ZM92 137V136H91ZM98 137V136H97ZM111 137H113V135L111 136ZM122 137V136H121ZM258 137V138H257ZM114 138V137H113ZM116 138H117V136H116ZM120 138V137H119ZM119 138H118V140H119ZM124 138V137H123ZM122 138V139H123ZM135 138V137H134ZM140 138V137H139ZM198 138V137H197ZM204 138V137H203ZM247 138V139H246ZM91 139V138H90ZM89 139V140H90ZM125 139V138H124ZM128 139H131V137H129ZM127 139V140H128ZM133 139V138H132ZM132 139H131V142H133L132 141ZM95 140V139H94ZM113 140V139H112ZM117 140V139H116ZM117 140V141H118ZM133 140H135V139H133ZM250 140V141H249ZM114 142V141H113ZM129 142H130V140H129ZM121 143V142H120ZM123 143V142H122ZM207 143V142H206ZM129 144V143H128ZM130 144H132V143H130ZM198 144H200L201 146L202 145H205V144H202V143H198ZM125 145V144H124ZM207 146L209 145V143H207L206 144ZM205 145V146H206ZM213 145L214 144H211V145H209V147H212V148H214L213 149V152H217V150H216V146H214L213 147ZM120 146V145H119ZM122 146V145H121ZM111 147V146H110ZM126 147V146H125ZM225 147V146H224ZM223 147V148H224ZM212 148H211V150H212ZM219 148V147H218ZM223 148H219V149H221V150H219V152L223 155V156H221V158L220 159H218V156H219V154H214V155H212V158L209 160V161H215V162H213L212 163V165H216V166H220V171H221V168L222 167H226L227 168V171H226V175H227V173L229 172V171H233V174L232 175H234V176H236V174L239 172H241L240 173V178H242V173L244 174V176H243V178L242 179H244L246 182H247V184H249V186L250 187H248V186H246L245 188H248V190L250 189V194H248L247 195V197L246 198H244L243 196L242 197H240L239 199V201H240V203H239V209H238V207H233L232 206V204H231V208H233V210H231V211H229V209H230V207L229 206H226V207H228V210H226L227 208H225L224 210L225 211H227L226 212V217L223 215V213L225 214V211L223 212V210H222V215L224 216V218H226L227 219V221H231V222H233V224H227V226L226 227H224L222 230L221 229H219L217 232L216 231H212L213 232V234L211 233H209L210 231H205V232H208V233H203L204 234V236H202V235H200L199 237L200 238H195L194 240L192 239V241L193 242H191V239H189L190 241H188V243L190 242V244L191 245H193V246H195V247H193V256L192 257H190V258H192V260H193V257L194 256H196V255H198V253H199V257L201 258V260H202V263L201 264H264V176L261 174V173H259L258 171H256L255 169H254V167H253V165H255V164H253V165H251V163H250V166L248 165V164H244L243 163V161L241 160V161H238V163L240 164H238V163H236L237 162V160L238 159H241V158H236L235 160L233 159L234 158V156L233 155H235L236 156V154H233L231 151V153L233 154H231V153H229V152H227V150H223L225 153H223V151H222V149ZM227 148V147H226ZM215 150V151H214ZM209 152V151H208ZM101 153V152H100ZM120 153V152H119ZM119 153H117V154H119ZM209 153H211L212 154V151H210ZM208 153V154H209ZM218 153V152H217ZM115 154V153H114ZM113 154V155H114ZM116 155V154H115ZM210 155V154H209ZM104 156H105V154H104ZM118 156H120V155H118ZM117 156V157H118ZM205 156H207L206 155V153H205ZM106 157V156H105ZM109 157H110V155H109ZM117 157H113L115 160H116V158ZM208 157V156H207ZM220 157V156H219ZM223 157V158H222ZM111 158H112V156H111ZM120 158V157H119ZM213 158L214 159H216V160H213ZM254 158V159H255ZM118 159V158H117ZM221 160V161H220ZM217 161H219L218 163H220V164H216L217 163ZM235 161V162H234ZM241 162H242V164H241ZM234 165V166H233ZM215 166V167H216ZM222 166V167H221ZM259 166V165H258ZM233 167L235 168V169H233ZM256 168V167H255ZM223 169V168H222ZM233 169V170H232ZM257 169V168H256ZM237 170H238V172H237ZM217 176H218V178H219V173L218 174H216ZM239 175V174H238ZM238 175L236 176V177H238ZM228 178V177H227ZM220 179V178H219ZM230 179V178H229ZM232 179H233V177H232ZM231 179V181H230V184L231 183H234L233 182V180ZM239 180V179H238ZM244 180H241L242 182H244ZM202 181V180H201ZM234 181L236 182V180L234 179ZM245 182V183H246ZM220 183V182H219ZM220 186H221V184H220ZM225 187V186H224ZM218 188V187H217ZM138 192L140 191V189H138L137 190ZM223 192V191H222ZM224 195V194H223ZM239 195H243V193H241L240 192V194ZM249 196V197H248ZM223 200H225V199H223ZM227 200V199H226ZM226 203V202H225ZM237 203V204H238ZM226 204H228V203H226ZM230 204H228V205H230ZM224 205V204H223ZM238 206V205H237ZM237 210H236V209ZM222 209V208H221ZM27 210V209H26ZM25 210H22V214H23V212H24ZM212 211V210H211ZM26 212V211H25ZM220 212H221V210H220ZM228 212H230V213H228ZM24 214H26V213H24ZM212 216V215H211ZM95 221H96V219H95ZM211 230H212V228H211ZM202 236V237H201ZM188 245V244H187ZM189 247H191L190 245H189ZM194 248H195V250H194ZM188 249V248H187ZM195 251H197L196 253H195ZM192 253H190V255H192ZM196 254V255H195ZM189 255V254H188ZM189 255V256H190ZM188 256V257H189ZM197 256V257H198ZM197 260V259H196ZM191 261V260H190ZM175 262H178V263H180V264H182V261L180 260L179 261V259L177 260V261H175ZM193 262V261H192ZM197 262V261H196ZM198 262H200V261H198ZM187 263V262H186Z\"/></svg>",
  "mask_w": 264,
  "mask_h": 264
}]
</instances>
